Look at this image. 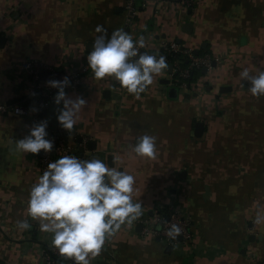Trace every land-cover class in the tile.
Wrapping results in <instances>:
<instances>
[{
	"label": "crops",
	"instance_id": "1",
	"mask_svg": "<svg viewBox=\"0 0 264 264\" xmlns=\"http://www.w3.org/2000/svg\"><path fill=\"white\" fill-rule=\"evenodd\" d=\"M124 5L0 0V106L27 94L28 78L19 67L24 59L78 73L81 86L65 88L69 97L86 101L66 129L76 151L85 138L93 157L109 164L114 158L115 166L131 172L133 198L144 215L178 208L192 218L193 240L176 247L144 237L140 225H122L90 264H263L264 223L254 218L264 209V96H254L239 72L264 69V0H199L186 13L173 0H148L133 27L125 26ZM98 24L109 34L121 28L143 37L147 52L162 41L179 42L210 55L212 68L201 69L188 90L177 87L171 66L139 96L118 90L114 78L97 79L86 69ZM30 105L33 111L36 103ZM61 107L54 100L41 117L61 126ZM35 125L31 115L0 111V264H42L38 244L52 242V233L27 213L40 153L16 149V140ZM145 133L156 137L155 159L132 151ZM20 219L31 228L19 229Z\"/></svg>",
	"mask_w": 264,
	"mask_h": 264
},
{
	"label": "clouds",
	"instance_id": "2",
	"mask_svg": "<svg viewBox=\"0 0 264 264\" xmlns=\"http://www.w3.org/2000/svg\"><path fill=\"white\" fill-rule=\"evenodd\" d=\"M99 33L87 55L88 65L95 78L112 77L118 80L129 93L139 96L152 84L156 75L168 67L166 57L141 51L145 39H134L128 31L117 28L109 34L108 29L98 24ZM241 82L250 81V92L264 96V69L253 73L244 67L240 72ZM69 78L52 79L48 84L58 89L55 103L61 104L57 117L61 126L71 130L77 115L86 104L84 98L69 97L65 87ZM47 123L32 127L29 134L16 140L18 151L39 154L51 152L54 141L47 138ZM132 145L139 157L155 159L158 153L156 137L143 134ZM136 177L113 163L94 157L83 159L67 154L51 160L46 170L30 189L27 213L40 221L42 231L52 233V245L60 254L72 258L75 264H90V259L100 254L107 237L122 225H130L143 215L140 200H134ZM254 223H264V209H257ZM18 228H31L28 219L17 221ZM181 233V227L172 223L167 230L170 237Z\"/></svg>",
	"mask_w": 264,
	"mask_h": 264
},
{
	"label": "built area",
	"instance_id": "3",
	"mask_svg": "<svg viewBox=\"0 0 264 264\" xmlns=\"http://www.w3.org/2000/svg\"><path fill=\"white\" fill-rule=\"evenodd\" d=\"M137 1H141L140 7L137 5ZM198 1L199 0H173L177 9L183 13L194 10ZM147 2L148 0H125L124 22L126 27L134 26L139 9L145 7ZM141 51H145V47L142 48ZM148 53L166 57L168 66L172 67V75L176 80L177 87L183 90L190 89L192 82L189 83L188 79L191 77L194 70H209L213 65V58L210 55H196L190 48L176 41H162L158 50ZM184 61H186L187 64H185ZM19 67L26 74L29 84L28 92L21 99V102L33 101L36 103V107L33 111H30L24 107L21 102H18L10 106H0V111L22 116L31 115L34 118L35 124L41 122L47 123V138L53 140L54 144L51 152L45 153L41 150L38 162L39 174L42 175L43 171L46 170L49 161L63 155L75 154L83 159L94 158L87 149V139H82L79 145L82 151H76L71 143L69 132L62 126L44 121L40 114L41 109L48 108L55 100L54 98L58 91V89L51 87L48 81L52 79L62 80L67 77L70 83L65 88L77 89L82 83L79 74L57 69L35 58L22 60L19 63ZM86 69L89 70L90 67ZM44 70L50 72V78L48 80H43L41 78V72ZM116 85L118 86V90L123 91L125 89L118 80H116ZM36 97L38 98L36 99ZM172 223L178 224L181 227V233L175 238L167 234V230ZM131 225H140L142 227L141 234L144 237L150 236L160 238L171 247L188 244L194 238L192 218L184 213L182 209L178 208H170L168 211L162 210L150 216L143 214L137 220L133 221ZM36 251L42 264H75L72 258L61 255L59 250L52 245V242L41 245L38 244Z\"/></svg>",
	"mask_w": 264,
	"mask_h": 264
},
{
	"label": "trees",
	"instance_id": "4",
	"mask_svg": "<svg viewBox=\"0 0 264 264\" xmlns=\"http://www.w3.org/2000/svg\"><path fill=\"white\" fill-rule=\"evenodd\" d=\"M184 63L185 64H187V62L186 61H184ZM200 70H194L193 72H192V75H191V77L188 79V81H189V83L190 82H193L196 78H197V76L200 74ZM38 97H36V99H37ZM22 100L20 99V100H17L15 103H18V102H21ZM23 105H24V107H26L27 109H30V104H32L33 102L32 101H26V102H21Z\"/></svg>",
	"mask_w": 264,
	"mask_h": 264
},
{
	"label": "water",
	"instance_id": "5",
	"mask_svg": "<svg viewBox=\"0 0 264 264\" xmlns=\"http://www.w3.org/2000/svg\"><path fill=\"white\" fill-rule=\"evenodd\" d=\"M41 78L43 79V80H48L49 78H50V72L49 71H46V70H44V71H42L41 72ZM46 108H43L42 109V112L43 113H46ZM198 127V130L199 129H202V125H199V126H197ZM100 264H105V263H100Z\"/></svg>",
	"mask_w": 264,
	"mask_h": 264
}]
</instances>
